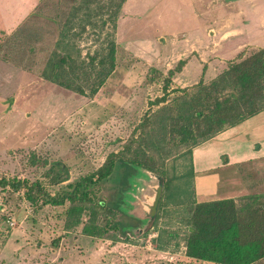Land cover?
<instances>
[{
  "label": "rangeland",
  "instance_id": "374dc122",
  "mask_svg": "<svg viewBox=\"0 0 264 264\" xmlns=\"http://www.w3.org/2000/svg\"><path fill=\"white\" fill-rule=\"evenodd\" d=\"M119 4L113 71L93 97L42 78L63 28L76 34L73 43L84 58L112 30L98 18L107 19ZM261 47L264 0H0V178L38 181L53 196L129 144L133 153L164 164L172 179L167 193L160 176L135 167L123 186L117 167L91 187V198L106 207L94 221L85 209L68 214L69 202L31 203L24 190L0 188V264H206L185 258L186 207L168 203L182 188L185 200L193 198L189 132L183 131L184 144L181 134L164 137L156 114L164 104L155 100L179 62L184 63L169 90L208 84L212 75ZM151 69L158 74L149 76ZM54 164L62 166L67 181L50 184ZM158 187L162 197L149 217ZM167 232L175 238L160 251L158 234L165 239ZM255 264H264V258Z\"/></svg>",
  "mask_w": 264,
  "mask_h": 264
},
{
  "label": "trees",
  "instance_id": "16d2710c",
  "mask_svg": "<svg viewBox=\"0 0 264 264\" xmlns=\"http://www.w3.org/2000/svg\"><path fill=\"white\" fill-rule=\"evenodd\" d=\"M81 8L88 10L89 5L83 2ZM97 8L100 10L104 7L101 5ZM119 9L120 4L107 19L98 18L101 27L108 21L112 30L106 32L102 43L84 58L80 48L73 43L76 34L71 37L70 30L63 28L60 39L49 55L42 78L73 93L93 97L113 71V32ZM99 38L100 35L96 41ZM183 63L179 62L174 71L168 72L163 80V94L155 103L157 106L164 104L156 112L162 117L159 128L164 137L181 134V144H184L187 140L184 139L183 131L189 132L191 148H187V152L192 171L191 156L194 147L264 110V47L235 61L208 84L200 81L190 89L169 90L171 78L180 71ZM156 74L155 69L148 72L149 76ZM170 96L174 97L173 101L168 100ZM131 149L128 144L121 152L111 153L94 173L68 184L65 190L53 196L46 193L42 183L38 181L29 183L26 180L10 181L0 178V188L24 190L31 203L41 199L43 205L63 206L69 202L68 214L85 209L94 221L98 214L106 212V207L102 201L91 198V187L109 179L117 167L123 171V186L134 176L135 167H140L160 176L164 181V189L167 193L170 190L172 179L164 171V164L158 166L150 156L141 154L140 151L133 153ZM129 153L131 156L126 157L125 154ZM53 170L55 174L50 178L51 185L67 181V173L60 164H54ZM192 177L191 175V180ZM181 192V196L168 203L174 207L181 206L182 209L186 207L181 220L186 229L182 239L186 257L215 264H255L264 258V195L247 197L245 199L249 203L238 207L234 201L197 204L193 198L185 200L183 195L186 194V189L182 188ZM191 196L193 197V191ZM112 207L114 211H118L117 203ZM107 211L113 213V210ZM158 213L157 210L155 221L159 219ZM112 227L117 228L118 223L112 224ZM175 235L167 232L166 238L162 239V233L158 234L157 249L166 251ZM173 246L178 248L179 244L175 243Z\"/></svg>",
  "mask_w": 264,
  "mask_h": 264
},
{
  "label": "crops",
  "instance_id": "0c3cea01",
  "mask_svg": "<svg viewBox=\"0 0 264 264\" xmlns=\"http://www.w3.org/2000/svg\"><path fill=\"white\" fill-rule=\"evenodd\" d=\"M191 158L195 203L234 201L242 207L249 203L245 198L264 195V110L194 147Z\"/></svg>",
  "mask_w": 264,
  "mask_h": 264
},
{
  "label": "water",
  "instance_id": "95a60500",
  "mask_svg": "<svg viewBox=\"0 0 264 264\" xmlns=\"http://www.w3.org/2000/svg\"><path fill=\"white\" fill-rule=\"evenodd\" d=\"M161 195H162V190H161L160 187H158L156 189V192H155L154 202L150 206V211H148V216L149 217L155 215V213H156V207H157V204H159V201L161 199Z\"/></svg>",
  "mask_w": 264,
  "mask_h": 264
}]
</instances>
